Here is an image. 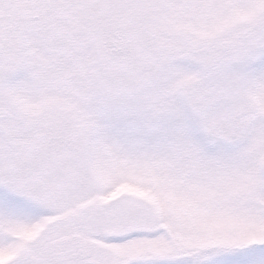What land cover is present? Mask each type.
<instances>
[{
    "label": "snow or ice",
    "instance_id": "1",
    "mask_svg": "<svg viewBox=\"0 0 264 264\" xmlns=\"http://www.w3.org/2000/svg\"><path fill=\"white\" fill-rule=\"evenodd\" d=\"M0 264H264V0H0Z\"/></svg>",
    "mask_w": 264,
    "mask_h": 264
}]
</instances>
